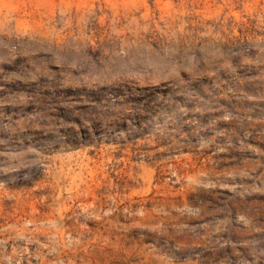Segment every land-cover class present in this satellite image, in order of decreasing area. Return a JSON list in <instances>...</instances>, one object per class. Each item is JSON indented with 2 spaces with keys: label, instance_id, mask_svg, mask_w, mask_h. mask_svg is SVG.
Returning a JSON list of instances; mask_svg holds the SVG:
<instances>
[{
  "label": "rangeland",
  "instance_id": "374dc122",
  "mask_svg": "<svg viewBox=\"0 0 264 264\" xmlns=\"http://www.w3.org/2000/svg\"><path fill=\"white\" fill-rule=\"evenodd\" d=\"M0 264H264V0H0Z\"/></svg>",
  "mask_w": 264,
  "mask_h": 264
}]
</instances>
